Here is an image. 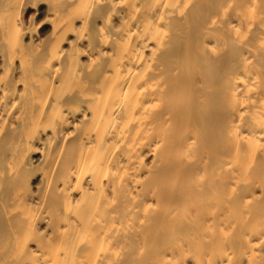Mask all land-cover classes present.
<instances>
[{"label":"bare ground","instance_id":"bare-ground-1","mask_svg":"<svg viewBox=\"0 0 264 264\" xmlns=\"http://www.w3.org/2000/svg\"><path fill=\"white\" fill-rule=\"evenodd\" d=\"M0 264H264V0H0Z\"/></svg>","mask_w":264,"mask_h":264}]
</instances>
